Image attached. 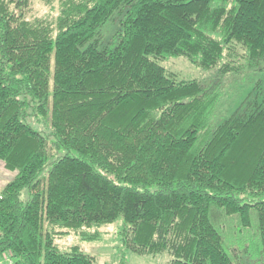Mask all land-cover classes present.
<instances>
[{"label":"trees","instance_id":"obj_1","mask_svg":"<svg viewBox=\"0 0 264 264\" xmlns=\"http://www.w3.org/2000/svg\"><path fill=\"white\" fill-rule=\"evenodd\" d=\"M32 4L0 0V158L17 170L0 193V264H98L60 248L57 228L119 216L128 249L170 264L260 260L264 91L224 115L215 84L162 62L255 70L264 0H60L53 20Z\"/></svg>","mask_w":264,"mask_h":264},{"label":"rangeland","instance_id":"obj_2","mask_svg":"<svg viewBox=\"0 0 264 264\" xmlns=\"http://www.w3.org/2000/svg\"><path fill=\"white\" fill-rule=\"evenodd\" d=\"M59 1L33 0L30 17L42 16L55 19L60 11ZM119 27L118 19L112 21V28L105 40L117 38ZM162 63L169 70L174 71L179 79L198 78L210 87L215 84L214 89L220 92L219 99H221L216 112L224 115L230 114L236 107L244 109L248 99L255 95L257 89L264 91V62L259 63L255 70L249 71L246 68L242 73L225 75L220 74L216 69L203 70L184 56L169 57ZM30 120L37 128L46 133L50 132V124L45 117L39 120L31 117ZM65 152H67L65 149L61 151V153ZM71 153L74 154L75 151ZM16 174L17 170L7 168L0 158V183H3L1 190ZM123 225L124 218L119 216L113 222L100 226H83L79 229L57 228L56 242L62 249L78 246L93 255L98 264H170L172 256L167 251L153 254L128 249L123 240ZM263 257L264 255L258 261L252 260L254 258L251 257L242 264H259L264 262Z\"/></svg>","mask_w":264,"mask_h":264},{"label":"crops","instance_id":"obj_3","mask_svg":"<svg viewBox=\"0 0 264 264\" xmlns=\"http://www.w3.org/2000/svg\"><path fill=\"white\" fill-rule=\"evenodd\" d=\"M2 184H3V183H0V193H1V191H2V190H1V186H2ZM5 184H6V183H5ZM4 186H5V185H4Z\"/></svg>","mask_w":264,"mask_h":264},{"label":"built area","instance_id":"obj_4","mask_svg":"<svg viewBox=\"0 0 264 264\" xmlns=\"http://www.w3.org/2000/svg\"><path fill=\"white\" fill-rule=\"evenodd\" d=\"M9 264H12V260L11 259H9Z\"/></svg>","mask_w":264,"mask_h":264}]
</instances>
